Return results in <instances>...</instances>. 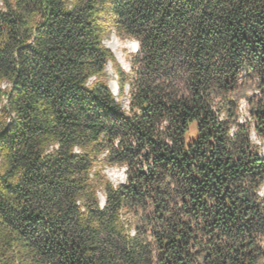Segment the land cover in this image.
<instances>
[{
    "label": "trees",
    "instance_id": "obj_1",
    "mask_svg": "<svg viewBox=\"0 0 264 264\" xmlns=\"http://www.w3.org/2000/svg\"><path fill=\"white\" fill-rule=\"evenodd\" d=\"M263 190L264 0H0V264H264Z\"/></svg>",
    "mask_w": 264,
    "mask_h": 264
},
{
    "label": "rangeland",
    "instance_id": "obj_2",
    "mask_svg": "<svg viewBox=\"0 0 264 264\" xmlns=\"http://www.w3.org/2000/svg\"><path fill=\"white\" fill-rule=\"evenodd\" d=\"M105 45L113 52L119 66L126 73H130L131 71L130 55L137 52V45L135 44V42L129 39H122L118 35L113 33L105 41ZM109 72L112 77V81L110 83L111 89L115 95H118L119 88L116 82L117 77L115 76L112 68L109 69ZM122 102L124 103L125 107H127V104H128L127 93L125 94V97H123ZM243 115L246 116V104L245 103H243ZM105 172L108 178L115 184L121 183L125 180V169L124 168L107 167Z\"/></svg>",
    "mask_w": 264,
    "mask_h": 264
},
{
    "label": "water",
    "instance_id": "obj_3",
    "mask_svg": "<svg viewBox=\"0 0 264 264\" xmlns=\"http://www.w3.org/2000/svg\"><path fill=\"white\" fill-rule=\"evenodd\" d=\"M134 42H135V41H134ZM135 44L137 45V51H138V49H139L138 43H137V42H135Z\"/></svg>",
    "mask_w": 264,
    "mask_h": 264
},
{
    "label": "bare ground",
    "instance_id": "obj_4",
    "mask_svg": "<svg viewBox=\"0 0 264 264\" xmlns=\"http://www.w3.org/2000/svg\"><path fill=\"white\" fill-rule=\"evenodd\" d=\"M243 106V105H242Z\"/></svg>",
    "mask_w": 264,
    "mask_h": 264
}]
</instances>
